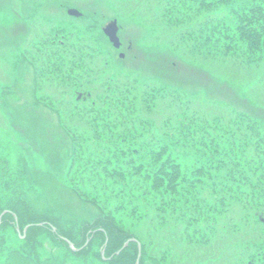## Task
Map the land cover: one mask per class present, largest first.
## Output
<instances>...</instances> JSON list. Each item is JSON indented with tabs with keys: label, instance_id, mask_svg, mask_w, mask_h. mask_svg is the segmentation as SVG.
<instances>
[{
	"label": "trees",
	"instance_id": "1",
	"mask_svg": "<svg viewBox=\"0 0 264 264\" xmlns=\"http://www.w3.org/2000/svg\"><path fill=\"white\" fill-rule=\"evenodd\" d=\"M139 2L121 4L120 19L134 15L168 54L198 59L216 79L223 76L264 106V0ZM24 17L28 27L37 21L36 28L16 56L33 65L39 94L42 83L55 87L39 98L68 133L70 187L97 213L77 228L61 227L24 197L25 176L12 154H0V231L19 237L16 223L21 231L31 223L21 238L31 250L22 241L14 249L1 241L8 260L22 250L38 261L135 264L140 241V264H264V120L220 95L224 105L209 103L204 88L190 94L164 84L162 78L175 80L168 73L140 81L131 65L113 69V52L120 59L125 53L95 12L83 26L75 16ZM204 105L224 107L208 112ZM42 232L62 245L51 244L53 255L36 253ZM130 237L138 241L116 253Z\"/></svg>",
	"mask_w": 264,
	"mask_h": 264
},
{
	"label": "rangeland",
	"instance_id": "2",
	"mask_svg": "<svg viewBox=\"0 0 264 264\" xmlns=\"http://www.w3.org/2000/svg\"><path fill=\"white\" fill-rule=\"evenodd\" d=\"M139 1L141 0H0V13L5 11L0 15V154L10 152L12 165L24 173L22 186L27 188L24 197L37 211H48L51 217H56L63 228H77L75 224L79 226L81 221L89 220V217L97 213V209L75 194L65 175V167L69 163L68 133L53 107L39 98L40 94H51L55 87H50L48 83L41 84V81L39 94L34 83L33 65L27 59L16 56L33 37L32 29L37 22L28 27L29 21L24 14L26 17L27 13L33 16V21L40 13L69 21L68 16L72 15L66 12L67 8L77 7L87 16H93L94 12L100 17L104 16L103 24L116 17L121 25L120 50L125 56L120 59L118 50L113 52V69L121 66V63L131 65L129 67L135 69L133 74L140 81H145L149 76L159 77L168 73L175 80L162 78L164 84L190 94L204 88L209 103L218 100L224 105V101L216 96L220 95L227 101L241 104L252 115L264 120V106L250 102L243 96L247 93L242 88L234 89L223 76L219 77L222 81L216 79L208 69L199 64L198 59L187 57L179 50L176 54H168L167 45H161L159 39L156 40L134 15L123 14L126 18L120 19L118 15L125 13L124 7H132ZM37 3L39 5L34 12ZM87 16H75L76 19L73 18L72 21L76 26H83L89 23ZM153 79L151 82L157 85L161 82L158 78ZM259 100L264 103L262 96ZM196 101L197 98L194 103ZM222 107L224 106L204 105L200 108L210 112ZM5 234L8 233L0 231V264H74L68 257L38 261L33 256L22 254L21 247L18 248L21 250L18 255L14 253L9 261L5 251L1 249L4 247L2 240L10 242L12 249L17 248L22 241V249L26 252L31 250V246L12 232L11 237H5ZM51 241L44 232L39 234L36 253L39 256L53 255L52 247H62ZM51 244L54 246L51 247Z\"/></svg>",
	"mask_w": 264,
	"mask_h": 264
},
{
	"label": "water",
	"instance_id": "3",
	"mask_svg": "<svg viewBox=\"0 0 264 264\" xmlns=\"http://www.w3.org/2000/svg\"><path fill=\"white\" fill-rule=\"evenodd\" d=\"M68 12L70 14H74V15L81 14V12L77 8H74V7L73 8H68ZM103 29L108 34V36H109L110 40L113 42V44L116 47H119L120 44H121V41H120V38H119V36L117 34L118 29H119V26H118V23H117V19H113V20L107 22V24L103 27ZM121 55H123V53H121ZM2 214L3 213L0 214V219L2 217ZM27 227H28V225H26L24 230H23L24 231L23 236L25 235V231H26ZM17 229L19 230L18 226H17ZM65 239L69 242V244L71 246H73V243L68 238H65ZM130 240H136V238L132 237V238H129L128 240H126L124 242V244H123V247L126 246ZM138 246H139V253H138V257L136 259V264H139V258H140V254H141V248H140V243L139 242H138ZM119 252H120V249L117 250V253H119ZM101 253L104 254V250H102Z\"/></svg>",
	"mask_w": 264,
	"mask_h": 264
}]
</instances>
